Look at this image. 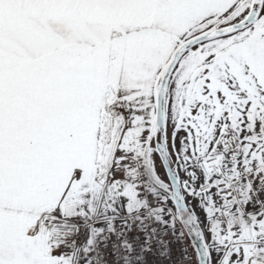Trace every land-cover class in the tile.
Returning <instances> with one entry per match:
<instances>
[{"label":"snow or ice","instance_id":"snow-or-ice-1","mask_svg":"<svg viewBox=\"0 0 264 264\" xmlns=\"http://www.w3.org/2000/svg\"><path fill=\"white\" fill-rule=\"evenodd\" d=\"M161 136L215 207L264 176V0H0V264H71L65 221ZM209 239L264 264V213Z\"/></svg>","mask_w":264,"mask_h":264},{"label":"rangeland","instance_id":"rangeland-1","mask_svg":"<svg viewBox=\"0 0 264 264\" xmlns=\"http://www.w3.org/2000/svg\"><path fill=\"white\" fill-rule=\"evenodd\" d=\"M174 151L175 149L170 151L166 137L162 136L159 142H154L151 147L130 154L128 161L134 154L142 155L155 194L158 200L165 204L163 207L165 215L159 219L163 223L177 226L185 235L189 252L195 263L200 264L194 241L197 236L204 245L207 264H210L209 253L213 247L210 237L211 240H215L217 232L227 225L241 228L247 223L248 217L256 211L264 213V176L245 171L239 176L231 177L232 201L221 202V207H215L214 196L208 194L207 180L201 185L199 176H193L191 172L185 173L180 164V157L176 156L174 159L172 154ZM118 162L123 161L117 160L115 164ZM112 165L113 162L110 161L109 168ZM169 169L177 180L182 202L185 205L184 210L174 201L176 185L171 179ZM134 204L135 199L130 193L111 194L107 187V179H103L99 188L88 194L85 205L78 206L79 212H73L71 218L65 221L62 237L75 226L80 227L82 235L89 236L92 228L101 230L108 227L111 222L110 217L118 215Z\"/></svg>","mask_w":264,"mask_h":264},{"label":"built area","instance_id":"built-area-1","mask_svg":"<svg viewBox=\"0 0 264 264\" xmlns=\"http://www.w3.org/2000/svg\"><path fill=\"white\" fill-rule=\"evenodd\" d=\"M114 166L121 175L107 179L108 190L113 195L131 193L135 204L110 217L108 227L92 228L84 244L85 264H196L185 235L155 216L159 201L142 155ZM82 241L76 226L63 237L73 263L79 261Z\"/></svg>","mask_w":264,"mask_h":264},{"label":"water","instance_id":"water-1","mask_svg":"<svg viewBox=\"0 0 264 264\" xmlns=\"http://www.w3.org/2000/svg\"><path fill=\"white\" fill-rule=\"evenodd\" d=\"M169 174L171 176L172 181L176 185L175 193L173 195L174 201H175L177 206H179L182 210H184L185 209V205L182 202V195H181L180 190H179V188L177 186V180H176L173 172L170 169H169ZM194 241L196 243L198 259H199L200 264H207L206 252H205V248H204V245H203L202 241L197 236H195Z\"/></svg>","mask_w":264,"mask_h":264},{"label":"crops","instance_id":"crops-1","mask_svg":"<svg viewBox=\"0 0 264 264\" xmlns=\"http://www.w3.org/2000/svg\"><path fill=\"white\" fill-rule=\"evenodd\" d=\"M159 201V200H158ZM165 206L164 202L163 201H159L158 203V206L156 208V218H163L164 215H165V212L163 210V207ZM109 207V206H108ZM99 208V207H98ZM106 226V225H105ZM89 239V236L87 234H84L83 235V241L81 243V247L79 249V261H77L76 263H73L72 262V259L70 257V260H71V264H85V261H84V244L88 241Z\"/></svg>","mask_w":264,"mask_h":264}]
</instances>
